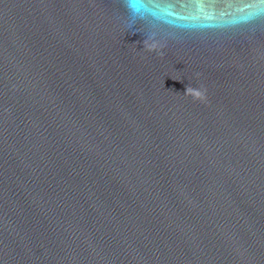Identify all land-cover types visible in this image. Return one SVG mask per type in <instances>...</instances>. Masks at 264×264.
Here are the masks:
<instances>
[{
	"label": "water",
	"instance_id": "95a60500",
	"mask_svg": "<svg viewBox=\"0 0 264 264\" xmlns=\"http://www.w3.org/2000/svg\"><path fill=\"white\" fill-rule=\"evenodd\" d=\"M0 264H264V0H0Z\"/></svg>",
	"mask_w": 264,
	"mask_h": 264
},
{
	"label": "clouds",
	"instance_id": "9594fccd",
	"mask_svg": "<svg viewBox=\"0 0 264 264\" xmlns=\"http://www.w3.org/2000/svg\"><path fill=\"white\" fill-rule=\"evenodd\" d=\"M133 7L135 8V4L133 5Z\"/></svg>",
	"mask_w": 264,
	"mask_h": 264
}]
</instances>
